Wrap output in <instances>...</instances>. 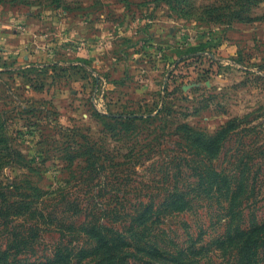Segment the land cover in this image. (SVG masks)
Instances as JSON below:
<instances>
[{"label": "rangeland", "instance_id": "rangeland-1", "mask_svg": "<svg viewBox=\"0 0 264 264\" xmlns=\"http://www.w3.org/2000/svg\"><path fill=\"white\" fill-rule=\"evenodd\" d=\"M108 115L141 120L127 130ZM235 119L213 162L253 164L264 184V0H0V122L30 167L0 162V197L30 212L0 220V251L15 227L32 245L23 257L49 264L58 224L78 228L86 212L140 209L160 193L186 149L178 126L213 134ZM85 139L108 157L96 154L95 172L87 157L68 160ZM255 193L260 219L264 186ZM196 209L166 219V238L208 242L214 213Z\"/></svg>", "mask_w": 264, "mask_h": 264}, {"label": "trees", "instance_id": "trees-1", "mask_svg": "<svg viewBox=\"0 0 264 264\" xmlns=\"http://www.w3.org/2000/svg\"><path fill=\"white\" fill-rule=\"evenodd\" d=\"M57 1L59 4L60 0ZM103 118L126 126L127 130L135 121L141 120L136 116L126 117L125 120L112 115ZM240 121H230L213 134L202 133L187 125L178 126L177 136L185 142L186 149L170 162L169 180L165 187L160 185L157 189L160 193L148 196L147 203L140 209L86 212L83 215L85 220L78 228L58 224L59 242L47 263L205 264L216 252L225 264H264V210L262 217L257 219L254 210L250 209V205L258 199L256 185L259 191L264 186L262 179L257 181L259 169H255L253 164L240 163L233 164L229 170H222L213 162L230 133L239 127ZM5 128V121L0 122V162L7 158L11 167L30 168L25 157L7 139ZM110 130L115 131L114 125ZM84 142L86 146L69 154L68 160L87 157L92 172H95L102 168L96 154L103 155L95 151L89 141L85 139ZM103 157L108 159L107 155ZM183 171L188 175L180 181L178 175ZM157 195H161L160 199L151 198ZM203 205L210 207L214 213V235L208 242H204L201 234L198 239L184 244H174L172 239L166 238L160 228L166 219L195 214L196 208ZM25 209L20 203H7L5 196L0 197V220L7 224L11 225L13 219L21 214H30ZM33 215L31 213L32 219ZM14 228L5 250L0 251V264H34L23 257L32 246L26 239L29 236L25 237L21 230L15 231ZM28 230L26 235L36 234ZM69 235L81 238L78 240L81 244L67 241L65 237ZM17 255L20 257L17 258Z\"/></svg>", "mask_w": 264, "mask_h": 264}]
</instances>
